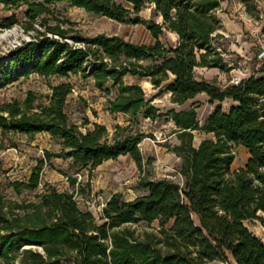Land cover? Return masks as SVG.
I'll return each instance as SVG.
<instances>
[{
    "label": "trees",
    "instance_id": "obj_1",
    "mask_svg": "<svg viewBox=\"0 0 264 264\" xmlns=\"http://www.w3.org/2000/svg\"><path fill=\"white\" fill-rule=\"evenodd\" d=\"M63 1L117 22L146 23L151 42L104 33L91 38L72 34L73 22L53 15L54 4ZM241 1L245 12L258 19L254 11L259 0ZM0 4L9 10L24 7L25 30L40 19L58 36H38L11 52L12 70L65 79L70 74L88 75L107 95L108 112L127 114L135 123L139 115L152 120L166 116L175 124L179 144L171 150L181 159L183 177L182 185L168 178L141 179L138 185L144 192L131 200L111 194L98 220L78 206L73 192L47 183L33 200L12 201L0 193V264H232L230 259L236 264H264V242L245 224L257 221L264 228V63L256 75L237 85L220 86L195 74L196 67L225 69L224 49L213 44L223 27L217 14L221 0H0ZM146 6L159 21L143 20L140 13ZM7 20L16 19L12 15ZM167 31L176 34V44L162 40ZM127 75L149 79L153 88L164 87L172 103H192L186 109L161 112L139 83H125ZM49 88L45 102L28 91L23 100L0 103L2 137L45 132L60 144L57 152L44 151L25 181L10 182L17 194L39 187L44 166L53 157L70 159L89 173L121 155H128L140 171L153 161L151 157L144 161L139 144L146 135L133 130L131 122L115 125L112 134L99 123L83 132L65 111L73 84L65 80ZM201 93L214 104L202 124L197 119L199 103L193 101ZM225 100L231 102L227 110L222 108ZM196 130L211 137L194 146ZM236 146H243L248 158L232 170ZM70 184L75 186L76 179ZM140 222H157L158 228L137 231L133 226Z\"/></svg>",
    "mask_w": 264,
    "mask_h": 264
},
{
    "label": "rangeland",
    "instance_id": "obj_2",
    "mask_svg": "<svg viewBox=\"0 0 264 264\" xmlns=\"http://www.w3.org/2000/svg\"><path fill=\"white\" fill-rule=\"evenodd\" d=\"M118 1L123 2V0ZM241 7L244 9L241 0H221L220 9L218 10L225 21L229 18L235 23L241 24L239 27H243V30L234 34L222 27L219 30L220 36L213 40V44L224 49L225 52L223 54L225 69H220V72L223 73V82H218L216 79L210 81L220 86L231 84L234 72L231 73L230 71L238 69L237 62H242L247 56V52H252L251 58L247 60L248 64L250 63L252 67L255 66L259 54L256 49L259 45H264V0L257 1L254 14L259 13L258 19L245 12L246 19L242 21L238 14ZM54 9V17L73 22V25L70 26L73 31L72 34L77 33L84 38H91L104 33L118 35L136 43L151 42L146 23L117 22L104 16L86 12L82 8L71 7L64 1L55 3ZM140 14L143 20L151 18H155L157 21L160 20V18L154 16L151 6L144 7ZM12 15L15 16L16 20L9 23L10 21L7 18ZM25 22L24 7L9 10L0 4V35L8 31L5 37H0V103L13 99L23 100L28 91L35 94L37 101L45 102L51 92L50 84L68 80L73 84V90L67 98L68 102L65 108L70 121L77 124L83 132L91 130L94 123L103 124L110 134L113 133L115 125L125 126L131 122L133 130L138 129L146 135L139 144L144 161L148 157H151L153 161L150 164H144L140 171L128 155H123L104 162L89 173L87 168H80V166L72 164L70 159L53 157L50 159L51 164L44 166L42 183L39 187L35 191H22L17 194L9 185L10 182L15 180L25 181L32 167L36 164V160L43 157L44 151L57 152L60 149V144L57 139L44 132L37 133L32 137L25 134L9 133L5 137L0 135V143L2 141L3 145L0 144V193L6 199L12 201L33 200L34 193L40 192L43 183H47L58 191L73 192L78 206L83 210L91 211L98 220L100 216L98 204L101 201L109 199L110 195L116 192L120 193L125 200L135 198L144 192L138 185L141 179L168 178L182 185L183 177L179 173L181 159L171 150L172 146L178 142L173 133L175 124L168 120L166 116L152 120L139 115L138 122L135 123L129 121L130 116L127 114L110 113L106 110L107 95L103 90H99L94 86L91 76L84 77L81 74H70L66 79L54 75L42 77L35 73L24 76L19 70L14 71L9 67L11 52L23 47L26 43L36 40V37L58 38L57 35L50 32L43 25L40 19L33 21V28L30 30L24 29ZM49 23L54 24L55 20L51 19ZM257 26H261V28L256 29ZM64 27H69V25L64 24ZM254 31L256 33H253ZM40 33H44V35L42 36ZM176 39V34L169 31L165 32L162 37L163 41L172 44H176ZM66 41L72 45L78 44L70 38H66ZM246 66L248 65L246 64ZM246 66L244 64L243 68ZM86 69L88 73V68ZM240 77L243 78V76ZM124 81L127 84L139 83L145 91L146 97L153 98V104L161 112H166L170 107H173L170 101V93L164 87L153 88L149 79L127 75L124 77ZM193 101L199 103L196 111L199 123L202 124L213 105L209 104L207 98L203 95L198 96ZM191 103L192 101H187L175 108L182 110L189 107ZM229 105L230 103L227 100L222 102L224 110H227ZM193 134L194 146H198L203 138L211 137L199 130L194 131ZM233 154L234 160L230 166L232 170L243 166L248 158L247 150L243 146L234 147ZM70 179H76L79 187L78 192L77 184L72 186ZM88 202L92 205H89ZM245 224L264 242V228L260 223L247 221ZM133 227L137 231L151 230L158 228V223L140 222ZM229 261L236 264L232 259ZM66 264L71 263L66 262Z\"/></svg>",
    "mask_w": 264,
    "mask_h": 264
},
{
    "label": "crops",
    "instance_id": "obj_3",
    "mask_svg": "<svg viewBox=\"0 0 264 264\" xmlns=\"http://www.w3.org/2000/svg\"><path fill=\"white\" fill-rule=\"evenodd\" d=\"M217 14H218V17H219V19L221 20V23H222V26H223V28H225L228 32H230V33H232V34H234V33H238L239 31H241V30H243V27H239V25H241V24H237V23H235L233 20H231V19H229L228 18V20L227 21H225V19L219 14V12L217 11ZM239 16L241 17V19H242V21H244L245 19H246V13H245V11H244V9H243V7H241V11H239ZM263 22V21H262ZM243 23V22H242ZM261 23V22H260ZM262 26V25H261ZM261 26H257L256 27V29H260L261 28ZM255 30V29H254ZM252 31V30H251ZM263 36H264V34H263ZM176 38H177V36H176ZM176 42H177V39H176ZM261 46H264V45H259V47L256 49L257 50V52H259L260 50H261ZM252 54V52H247V56H245V59L242 61L243 62V65L245 64V66H246V64L248 65V66H246L245 67V69L247 70V73L249 74L250 72H253V71H255V69H256V67H257V65H258V61H257V63H255V66H251V64L249 63L248 64V62H247V60H249L250 58H251V55ZM254 54H256V53H254ZM253 54V55H254ZM231 73L232 72H234V75L233 76H243V78H246L247 77V74H243V73H241V71L240 70H232V71H230ZM195 74L197 75V77H199V78H204V79H206V80H208V81H213V80H217L218 82H223L222 81V74L223 73H221L220 72V69L219 68H207V67H196L195 68ZM242 78V77H241ZM151 83V82H150ZM219 84V83H218ZM221 86H226V84H224V85H221ZM152 87H153V85H152ZM170 93V92H169ZM200 95H203V96H205V98H207V100H209V97L205 94V93H201V94H198L196 97H195V99L198 97V96H200ZM170 101H171V99H170ZM67 102H68V100H67ZM209 102V101H208ZM229 103H231L230 101H229ZM210 104V103H209ZM172 105H173V107H170V109L171 108H175L176 106L177 107H179V106H181V105H177V104H175V103H172ZM211 105H213L212 106V109H213V107H214V104H211ZM156 106V105H155ZM157 107V106H156ZM158 108V107H157ZM186 108H188V107H186ZM186 108H184V109H186ZM176 109V108H175ZM212 109L210 110V112L212 111ZM177 110V109H176ZM209 112V113H210ZM208 113V114H209ZM208 116V115H207ZM198 119V118H197ZM206 119V118H205ZM204 119V120H205ZM199 121V120H198ZM45 133V132H44ZM206 135H208V136H211L210 134H206ZM177 139V138H176ZM177 143L175 144V145H177V144H179V140L177 139ZM200 143V142H199ZM174 146V145H173ZM121 156H123V155H121ZM126 156V155H125ZM110 160H114V159H110ZM107 161H109V160H107ZM106 162V161H105ZM104 163V162H103ZM102 163V164H103ZM102 164H100V165H102ZM99 165V166H100Z\"/></svg>",
    "mask_w": 264,
    "mask_h": 264
},
{
    "label": "built area",
    "instance_id": "obj_4",
    "mask_svg": "<svg viewBox=\"0 0 264 264\" xmlns=\"http://www.w3.org/2000/svg\"><path fill=\"white\" fill-rule=\"evenodd\" d=\"M253 33H256V31H254ZM258 60H259V63L255 69V71L253 72H250L249 74L247 73V70L245 69V67L243 68V63L241 61H238L237 62V67L238 69L237 70H240L241 73L243 74H247V77L251 76V75H256V71L258 70V68H260V66L264 63V46H261V50L259 51V54H258ZM233 65V64H232ZM234 66V65H233ZM234 70V69H233ZM243 78L239 77V76H233L232 80H231V84H234V85H237L240 83V81L242 80ZM75 197V195H74ZM76 199V198H75ZM108 200V199H107ZM101 201L99 204H98V209H99V212H101L102 208L105 206L106 204V201ZM89 205H92V203H89Z\"/></svg>",
    "mask_w": 264,
    "mask_h": 264
},
{
    "label": "bare ground",
    "instance_id": "obj_5",
    "mask_svg": "<svg viewBox=\"0 0 264 264\" xmlns=\"http://www.w3.org/2000/svg\"><path fill=\"white\" fill-rule=\"evenodd\" d=\"M7 34H8V31H6L5 33H2V34L0 35V37L3 38V37H5Z\"/></svg>",
    "mask_w": 264,
    "mask_h": 264
}]
</instances>
